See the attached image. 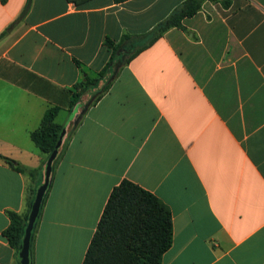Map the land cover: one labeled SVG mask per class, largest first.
<instances>
[{
	"label": "crops",
	"instance_id": "1",
	"mask_svg": "<svg viewBox=\"0 0 264 264\" xmlns=\"http://www.w3.org/2000/svg\"><path fill=\"white\" fill-rule=\"evenodd\" d=\"M184 1L0 3V264H19L2 233L42 181L48 157L30 133L49 108L67 127L29 264H81L123 180L170 212L161 264H264V0L203 1L150 42ZM104 71L71 102L76 84Z\"/></svg>",
	"mask_w": 264,
	"mask_h": 264
},
{
	"label": "trees",
	"instance_id": "2",
	"mask_svg": "<svg viewBox=\"0 0 264 264\" xmlns=\"http://www.w3.org/2000/svg\"><path fill=\"white\" fill-rule=\"evenodd\" d=\"M6 1L0 0V3L4 4ZM115 1L119 3L126 0ZM203 1L218 0H185L149 32L150 42L157 40L170 28H180L182 20L196 14ZM220 1L227 6L225 0ZM139 51L133 52L129 60ZM104 75L105 71L100 72L95 79L86 77L76 84L71 102H76L90 88L96 86ZM108 85L109 82L106 81L99 90H95L91 96V105L102 96ZM57 113V108L47 109L38 128L30 133L31 141L46 157L53 151L62 129L61 125L54 122ZM2 159L12 169L29 177L34 178L37 173L13 160L4 157ZM32 200L31 198L28 201L29 205ZM26 216L8 212L9 224L2 233L17 251H20ZM171 239L172 227L168 208L151 193L123 180L112 189L81 264H161L162 255L170 247Z\"/></svg>",
	"mask_w": 264,
	"mask_h": 264
},
{
	"label": "water",
	"instance_id": "3",
	"mask_svg": "<svg viewBox=\"0 0 264 264\" xmlns=\"http://www.w3.org/2000/svg\"><path fill=\"white\" fill-rule=\"evenodd\" d=\"M66 127H67V124L62 126V129L59 134V138L56 142V145L45 162L44 172L42 175V181L40 185L37 187L35 194H34V198L31 202L30 211L26 218V223H25V227L23 231L22 243H21V247L19 251V264H29V245H30L31 231L33 229L35 220L38 216L39 209H40V206L43 200V196H44V193L47 189V186L50 180L52 164L55 160L57 151L59 147L61 146L63 138L65 136Z\"/></svg>",
	"mask_w": 264,
	"mask_h": 264
}]
</instances>
